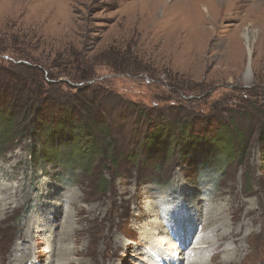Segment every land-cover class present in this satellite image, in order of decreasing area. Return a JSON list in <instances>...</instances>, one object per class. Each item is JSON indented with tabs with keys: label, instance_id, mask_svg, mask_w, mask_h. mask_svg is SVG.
Segmentation results:
<instances>
[{
	"label": "rangeland",
	"instance_id": "374dc122",
	"mask_svg": "<svg viewBox=\"0 0 264 264\" xmlns=\"http://www.w3.org/2000/svg\"><path fill=\"white\" fill-rule=\"evenodd\" d=\"M234 1L225 3L227 8L221 19L224 30L229 31L227 36L222 35L226 42L230 37H235L232 42H238L236 35L241 41L239 32H231L239 22L229 17L246 8ZM145 5L146 0H0V68H31L41 78L44 91L56 88L63 94L91 99L105 123L97 136L105 154H101L102 150L91 151L90 164L82 156L84 165L73 172L69 166L62 169L30 162L28 150L32 139L28 134L20 142L5 144L1 149L0 199L5 198L1 205L7 213L3 217L4 211L1 212L4 221L0 223V264H6L10 255L22 254L28 255L24 264H38L41 259L45 264H67L62 259V248L71 250L73 245L78 250L87 246L92 250L85 257L69 254L75 264L77 260L78 264H92L90 259L95 264H108L111 246L103 250V256L94 253L103 247L99 241L103 229L113 220L120 221L118 230L112 229L110 234L113 240L134 224L127 215L131 204L124 209L117 198L108 203L124 177L142 189L152 187L149 199L165 209L166 227L156 236L159 248L179 246L166 259L174 254L188 255L197 235H201L200 229L191 230L180 246L177 241L186 229L177 220L198 219L195 203L201 202V206L213 211L225 207L230 190L246 203L245 211L252 214L250 222H243L244 210H234V227L243 226L237 239H243L250 230L254 233L248 244L241 240L242 248L250 255L246 257V252L236 249L238 257L244 256V261L237 259L236 264H264V47L251 51L247 77L246 50L237 53L236 61L230 60L232 52L228 49H211L217 38L187 51L191 59L188 62H177L181 51L168 45V30H152L147 19L141 17ZM195 10V14H203L200 6ZM245 26L248 25L244 24L241 30ZM251 31V38L264 39L263 35L257 37V29ZM49 83L55 87H48ZM82 89L86 90L79 94L77 90ZM162 125L168 128L163 133H169L166 139L145 145V137L151 135L152 128ZM184 125L189 130L183 136ZM225 131L236 136L231 140L233 149L222 150V142L213 145L211 152L189 145L195 137L199 143L200 137L212 142L217 132L222 139L228 135ZM72 154L57 156L63 161ZM73 192L85 197L78 204L84 214L72 218L74 222L82 220L74 224L85 227L82 239L76 244L74 239L52 240L58 232H64L67 202L72 200ZM146 199L144 196L142 201ZM57 209L61 210L59 227L48 228L45 239L36 244L38 247L33 246L31 254L27 250L12 253V247L21 242V233L34 217H46L48 227L49 213L56 214ZM89 209L101 210L107 218L100 221L101 216L89 213ZM134 227L135 233L125 239L132 244L145 228L142 223ZM167 228L175 232L168 235ZM145 242L138 249H124V254L115 258L117 264H153L159 251L149 249ZM233 246L236 245L229 242L221 246L223 250L216 254V261L228 258L227 252ZM49 249L53 255H49ZM36 256L40 262L35 260ZM209 257L208 253L206 263L213 264Z\"/></svg>",
	"mask_w": 264,
	"mask_h": 264
},
{
	"label": "bare ground",
	"instance_id": "6f19581e",
	"mask_svg": "<svg viewBox=\"0 0 264 264\" xmlns=\"http://www.w3.org/2000/svg\"><path fill=\"white\" fill-rule=\"evenodd\" d=\"M229 1L231 0H146L145 9L143 10L144 12L142 11L141 17H143V19H147L146 21L151 24L152 30L160 28L159 33L167 32L168 30V37L171 38V42H169L170 44L168 45L172 46L173 50L181 51L178 54V58L176 59L177 62L180 63H186L191 60L188 57L187 51L193 48L205 46L206 43L211 39H218V41L214 45H212L211 49L224 48L232 52L230 60L236 61L237 53H239L242 49H245L248 54L246 71L247 77L250 75L249 67L250 61H252V58L250 56L251 51L256 48L264 47L263 38L256 39L250 37V32L253 33V31H251L253 29H257V37L261 35L264 36V0H236L239 2L241 7L243 5V8H246L244 9V11H234V13L229 17V19L239 22L238 25L234 26L231 31L232 33L236 34H238V32L240 33L241 41L239 40V38H237L236 35V39L238 40V42H232L235 37H233L232 39L230 37L228 39V42H226V34H228L229 31H225V26L221 24V19L225 16L224 13L226 12L225 3L227 4ZM206 3H208L209 6H207ZM197 6H200L203 9V14H201L200 12L198 14H195V7ZM244 24H247L248 26H245L241 30V27ZM167 60H170V57H168ZM131 182L132 181L129 177L122 178V180H120V182L117 184L116 189H114V191L110 194V201H108V203L112 204L117 198L119 199L118 201H120V204L124 209H127L128 205L130 206L131 204L132 210H128L129 212L127 213V215L130 219H132V223L134 224H131L130 228L129 226H127V230L125 232H120L119 235L114 237L112 240V237L110 235L112 229L117 231L120 224L119 220L115 223L113 220L106 229H103V234L100 237L99 241H101L103 247L97 251L93 250L95 256H103L101 255L103 253V250L106 249L107 246H111L112 253L111 255H109V259H107L108 264H117L115 258L119 255H123L125 252H123L124 249H129L130 247L138 249V247L141 246L143 240L147 241L145 243L148 244L149 249H157L159 251V255L154 258L153 264H183V262H185L184 264H207L205 261V257L208 255V253L211 255V257H209L210 263L236 264L237 259L238 261H240V263L244 261V256L238 257L237 254L239 252L236 249L241 250L242 253L246 252L245 254H243L246 257L247 255H250V253L246 251V248H242L241 240L245 242V244H248V241L252 239L251 237L254 235V233L250 230L246 233L243 239H237L238 236L243 232V230L241 232L243 226L238 225L236 226L238 227L237 229L236 227H234V224L237 222L233 221L236 220L237 217H235L234 214L239 212L241 209L244 210V213L242 215L243 222H250L248 219L252 214L249 212V210L245 211L244 206L246 203H244V201L239 196L237 197L235 193H232V191L227 189L229 190L228 193L230 194V196L225 207H221L216 211H213L209 207L201 206V202L195 203V211L198 213L196 214V216H199L198 219L196 217L193 220L187 218L188 221L177 220L182 224V227L186 229V232L183 230L180 233L179 241H177L179 242L180 246L183 238L189 235V232L191 230L200 229L201 235H197V239H195L193 244L194 247L189 251L188 255L179 257L174 254L170 259H166V257L171 254L169 252L177 251L179 246H177L176 244H171L169 247L167 246L163 250H160L159 248L161 244L156 239V236L161 233V229L163 227H166V213L164 212L165 209L163 208V206L161 207L158 204L153 203V201L149 199L151 197L150 189L152 187L142 189L136 182L134 184H132ZM224 191L220 192L221 196L224 195ZM144 196H146L147 199L143 202L142 198L144 199ZM71 197L72 200L67 202L69 207L68 214L65 215L66 220L63 223L64 232L63 234H61V232H58L57 235H54L52 237V240L57 238L56 240L61 239L64 242H68L70 241V239H74L72 240V242L76 244V242L78 243L82 239L81 236L84 233L85 227L81 226V224L74 227V224L76 222V224H78L82 220L78 218L76 222H74L75 220H73L72 218L80 216L83 213L84 210L80 206H78V204L80 202V198L84 200L85 197H80L75 192L71 194ZM4 200L5 198L0 199V223L4 221L3 217L7 213V208L1 205L5 202ZM59 201L61 206L63 200H61L60 198ZM234 203H237V205H234ZM199 209H201L200 212L198 211ZM90 210L91 209H89V213H95L94 215L101 216L100 221H103L107 218V214L105 212H102L101 210ZM234 210H236L237 212ZM1 212H3L4 214L3 217H1ZM60 212L61 210L57 209L56 214L49 213V217L51 219L49 218L50 223L48 224V227L45 225L47 224L45 219L46 217L40 215V217H34L32 221L28 223L29 225L26 227V229L21 233L18 239L21 240V242L12 247V253L16 254L18 252L27 250L29 252L28 254H31L33 251V246L39 244L41 241L43 242V239H45L44 232L47 231L48 228L52 230L53 228L59 227L58 216H60ZM202 214H204V216ZM200 216H203V218H201ZM228 216H230V221L228 220ZM93 219H97V217H94ZM53 221L55 223H53ZM141 223L143 226H145V228L142 229V233L137 237V241L132 244V241L130 242L125 240L128 237L132 236L133 233H135L136 230L134 226ZM42 227H45V229H43ZM147 228L150 229L148 230ZM172 232L175 231H173V229H166V233L168 235ZM26 241H29L28 245L24 244ZM226 242H229V245L235 244L236 246H233L231 250L227 252L228 258L223 257L216 261V254L220 249L222 252L223 249L221 248V246H223ZM88 248L89 246H87V248L85 249L78 250L75 245L72 246L71 250L69 248H62V259L67 260V264H75L74 260H70L69 254H75V257H85L87 254H89V252L92 251L88 250ZM48 253L49 255H53V250L49 249ZM38 258L39 257L36 256L35 260L40 262V259ZM161 259L165 260V262H161ZM7 260L8 261L6 264H11L14 261L18 264H24L28 260V255H10ZM90 261L92 264H95L94 259H90ZM33 262L34 261L31 260V263ZM78 263L79 260H77V264ZM38 264H45V261L41 259V263Z\"/></svg>",
	"mask_w": 264,
	"mask_h": 264
},
{
	"label": "trees",
	"instance_id": "16d2710c",
	"mask_svg": "<svg viewBox=\"0 0 264 264\" xmlns=\"http://www.w3.org/2000/svg\"><path fill=\"white\" fill-rule=\"evenodd\" d=\"M21 71L24 72L21 74ZM33 71L28 67L19 70L0 68V151L5 144L18 143L25 134H28L32 139L28 150L30 162L43 166H60L62 169L69 166L71 172L84 165L82 156L86 157V164L91 163L89 155L91 151L102 150L101 154L104 155L97 138L102 132L99 128L105 124L98 106L91 99H82L80 95L63 94L56 88L44 91L41 78ZM28 73L30 76H27ZM47 86L55 87L52 83ZM85 90L77 91L81 94ZM181 129L183 136L189 130L186 125ZM167 130L168 128L163 125L159 128L153 127L151 135L145 137L147 141L145 145L157 144L161 139H166L169 133L165 136L163 133ZM225 132L228 135L222 139H219L222 136L217 132L212 142L200 137L199 143L197 137L192 139L190 136L192 140L189 145H196L199 150L211 152L213 145L222 142L221 144H225L222 150L233 149L231 140L236 136ZM204 141L206 142L203 143ZM80 143L82 145L79 146ZM203 144L206 146H202ZM71 152L73 154L70 159L63 158V161L57 156L63 153L69 156Z\"/></svg>",
	"mask_w": 264,
	"mask_h": 264
}]
</instances>
